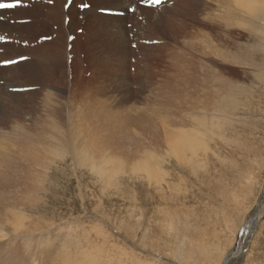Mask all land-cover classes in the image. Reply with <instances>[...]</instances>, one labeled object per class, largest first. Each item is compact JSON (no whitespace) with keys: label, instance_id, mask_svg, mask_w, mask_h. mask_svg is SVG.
I'll use <instances>...</instances> for the list:
<instances>
[{"label":"rangeland","instance_id":"rangeland-1","mask_svg":"<svg viewBox=\"0 0 264 264\" xmlns=\"http://www.w3.org/2000/svg\"><path fill=\"white\" fill-rule=\"evenodd\" d=\"M223 1L26 0L0 10V136L20 166L10 170L20 182L10 188L15 217L0 233L14 245L27 240V264H264V0L230 18ZM109 16L126 18L128 55ZM105 112L145 116L127 130L162 166V180L94 136ZM195 120L206 136L183 164L165 139L176 129L201 139ZM59 127L64 143L43 149L38 141ZM14 136L37 137L45 168ZM87 142L103 157L93 160Z\"/></svg>","mask_w":264,"mask_h":264},{"label":"bare ground","instance_id":"bare-ground-1","mask_svg":"<svg viewBox=\"0 0 264 264\" xmlns=\"http://www.w3.org/2000/svg\"><path fill=\"white\" fill-rule=\"evenodd\" d=\"M30 1V0H29ZM98 1V0H97ZM100 1V0H99ZM123 1V0H122ZM59 2V1H58ZM62 2H65V1H62ZM118 2V1H117ZM223 2L226 3V5L228 6V9L230 10L229 12V18L231 16H236L238 14V7L239 8H245L246 11L250 14L251 12V2L252 0H224ZM36 3V2H35ZM121 3V1H120ZM61 4V3H60ZM68 4V3H66ZM65 4V5H66ZM100 4V3H99ZM106 4V3H105ZM70 6V5H69ZM113 6V5H112ZM65 6H62L61 8H64ZM116 7V6H114ZM118 7V5H117ZM253 7V6H252ZM71 8V7H70ZM121 7H119L118 9H120ZM260 8V7H258ZM123 9V8H122ZM256 11V10H255ZM6 12V11H5ZM11 12V10H10ZM123 12V11H122ZM126 12V11H125ZM86 13V12H85ZM252 13V12H251ZM1 14V12H0ZM5 14V13H4ZM97 14V13H96ZM28 17V16H27ZM111 17V16H109ZM125 17V16H124ZM252 17V16H251ZM101 18V17H100ZM96 19V18H95ZM102 19V18H101ZM100 19V20H101ZM105 19V17H104ZM122 16H112L111 19L109 20V24L110 25H113L114 27L113 28H116L115 29V35L113 34L114 31H112L113 33L110 34L111 36L113 35L114 39L116 42H119L120 45L123 47L121 49H124V52L123 53H126L128 55V51L130 52L131 48H129V45L127 43V40H126V36L123 37V33L125 34V31L126 30V27H125V23H126V18L125 20H122ZM162 19V18H160ZM98 20V18L96 19ZM108 20V19H107ZM106 20V21H107ZM30 21V20H29ZM43 22V21H42ZM91 23V22H90ZM93 23V21H92ZM106 23V22H105ZM122 23V25H120ZM66 24V23H65ZM68 25V24H67ZM97 25V23H96ZM101 25V24H99ZM104 25V24H103ZM88 26V25H87ZM91 26V25H90ZM98 26V25H97ZM103 27V26H102ZM101 27V28H102ZM108 27V26H107ZM111 28V27H109ZM108 29V28H107ZM92 30V29H91ZM99 30V29H97ZM96 30V31H97ZM110 30V29H109ZM114 30V29H112ZM65 31V30H64ZM111 31V30H110ZM109 31V32H110ZM68 32V31H67ZM100 30L98 31V34H99ZM94 33V32H93ZM96 33V32H95ZM104 34V33H103ZM107 34V33H106ZM105 34V35H106ZM61 35V34H60ZM93 35V34H92ZM95 35V34H94ZM99 36V35H98ZM100 37V36H99ZM110 37V36H109ZM118 37H121L120 39ZM90 40V39H89ZM142 41L139 40V44H141ZM67 44V43H66ZM138 44V45H139ZM128 46V47H127ZM154 48V47H153ZM144 50V49H143ZM149 52V51H148ZM145 51V53H148ZM151 52V51H150ZM144 53V52H143ZM144 53V54H145ZM49 54V53H48ZM47 54V55H48ZM125 54V55H126ZM149 54V53H148ZM124 55V54H123ZM120 57V56H119ZM57 58V57H56ZM122 61L121 63L123 64V62L125 63L127 61V59H124L122 56ZM22 65V64H21ZM121 65V64H120ZM125 65V64H124ZM23 66V65H22ZM122 66V65H121ZM25 67V66H24ZM31 67V65H30ZM147 67V66H146ZM150 67V65H149ZM28 69V68H27ZM122 72H126L124 70V67L121 68ZM12 71V69H11ZM122 75V74H121ZM150 77V76H149ZM122 79V78H121ZM128 79V78H127ZM143 81V80H142ZM148 81V80H146ZM145 82V81H144ZM128 84V83H127ZM144 84V83H143ZM122 85V84H121ZM124 85V84H123ZM130 85V84H129ZM123 87V86H122ZM58 88V87H57ZM125 89V88H124ZM129 90V89H128ZM130 92V91H129ZM2 93V92H1ZM9 98V97H8ZM5 100V99H4ZM3 101V100H2ZM10 101V100H8ZM7 101V102H8ZM219 102V101H217ZM7 104V103H6ZM75 103L72 104L73 106V109H75ZM100 105V104H99ZM102 107V105H100ZM6 107V105H5ZM92 107V105L90 106ZM94 107V106H93ZM105 107V106H104ZM97 108V107H96ZM108 108V107H107ZM106 108V109H107ZM135 108V107H134ZM133 108V110H134ZM99 109V108H98ZM101 110V108H100ZM99 111V110H97ZM104 111V110H103ZM136 111V109H135ZM79 112V111H78ZM96 112V111H95ZM112 112V111H111ZM114 112V111H113ZM137 112V111H136ZM102 113V112H101ZM106 114H100L99 113V118H100V123L103 125L104 129H98L96 132V134L94 136H96L97 139L100 140V142H102L104 144V147L106 146L108 149H111L112 152H117L118 154L122 155L123 157H125V159L127 158L124 154V151L127 152V154L132 158V159H139L140 162L138 165H140L139 169L140 168H145L149 171V169H151V177L152 175L153 178H155V181L159 182L160 180H162L163 178V170L161 169L162 166H159L158 164L156 165L154 162H153V157L154 156H150L151 154H149L144 146H143V142H142V139L137 135L133 134V133H129V131L127 130L128 129V126L129 124L131 123H140V120L144 119V115L142 116V113H137L136 115L137 116H133L131 114H124V116L122 114H118L119 116H115L114 114H109V112H105ZM121 113V112H120ZM77 114L76 112H72L71 113V117L73 115ZM80 114V113H79ZM96 114V113H95ZM90 116H91V111L87 110L85 111V117L87 119H90ZM97 116V114H96ZM132 116V117H131ZM113 117H117L115 120L117 121H120V123L118 124L117 122V128L114 127V124L112 122H114V120L112 119ZM74 118V117H73ZM72 118V120H74ZM85 118V119H86ZM92 118V116H91ZM5 119L6 117H4V123H5ZM86 119V121H87ZM94 119V118H93ZM71 120V118H70ZM80 120V119H79ZM149 120V119H148ZM90 121V120H89ZM115 123V122H114ZM160 123V122H159ZM166 121H162V124L165 125ZM181 125L183 124V122H179ZM195 123L198 124V127L199 129L203 132V131H206V127H207V124L205 122H196L195 120ZM0 124H3V119L1 118L0 119ZM89 124V123H88ZM93 124V123H92ZM73 125L74 122H73ZM132 125V124H131ZM78 127V124L76 125ZM81 127V126H80ZM166 127V126H165ZM19 128V127H18ZM74 128V131H75V127L73 126ZM73 128L70 130L71 132L68 133V137H70L73 141L72 143L73 144H76L77 145V141H78V137H77V134L76 131L74 132L73 131ZM82 128V127H81ZM21 129L26 132V128H23L21 127ZM55 131L54 134H52L50 137H47V138H42L40 139L38 142L40 144H42L43 149L45 148L46 150H50V151H54V150H57L59 148V146L64 143V139H65V130L64 128L62 127H59V128H56L55 130H53V132ZM19 132V131H18ZM170 132V131H169ZM14 133V132H12ZM206 133V132H205ZM5 135V134H4ZM13 135V134H12ZM204 135V132L203 134H201L200 138L197 137V135H191L189 134V132L187 131H183V130H180V129H176L175 131L173 130L172 131V134L171 133H167V136H166V144L167 146L169 147V149H171L173 152H175V154L179 157V160L184 162L183 164H186L190 162L189 160V157L187 156L189 153L192 154V156H199L198 155V150L200 148L202 144V141L200 142L199 140H203V136ZM196 136V137H195ZM206 136V135H204ZM197 138V139H196ZM12 139V138H11ZM16 139V140H15ZM7 140V138H6ZM13 140L16 141L17 145H20L19 147H21L22 151H26V153L30 152L32 153L31 154V157L32 155H36L37 156L35 157L36 159V164L39 165L37 167H39V169H41V167L45 168V165L44 163H41L42 162V156H39V153L42 152V151H37L35 150L34 147H32L31 144H33L35 141H37V137L33 140H30V139H23L21 140L19 137L15 138V136L13 137ZM84 140V139H83ZM9 141V139H8ZM151 142V141H150ZM12 143V142H11ZM204 143V142H203ZM6 144V141L5 139L3 138V136L1 137L0 136V228L2 229L3 228V231L7 230V228H10L11 227V217H15L13 216V214L15 213L14 212V205L18 204V200L19 198L15 199V194L11 189H13L14 186H16L17 184L19 185V180L16 179V177H13L10 173V170H14L15 169H18L20 166H18L17 164V159H12L11 158V149H10V146H8V148L5 146ZM30 145V146H29ZM34 145V144H33ZM47 145L51 146V147H48ZM28 146L29 149H26ZM105 147V148H106ZM13 148V147H12ZM84 148L88 149L87 151H90L91 153V158H93V160H96L97 157H103L102 155H100V153H98L97 150L94 149L93 146H91L90 143H86L84 145ZM18 149V148H17ZM90 149V150H89ZM106 149V150H108ZM134 149V150H132ZM202 149V148H201ZM14 150V149H13ZM42 150V149H41ZM45 150V152H47ZM104 150V149H103ZM102 150V151H103ZM11 152V153H10ZM55 152V151H54ZM107 152V151H106ZM104 152V153H106ZM110 152V150H109ZM111 152V154L113 155L114 157V154ZM108 153V152H107ZM106 153V155H107ZM47 154V153H46ZM109 154V153H108ZM110 154V155H111ZM17 155V154H16ZM27 155V154H26ZM29 155H27V157L29 158ZM33 155V156H34ZM43 155V154H41ZM108 155V156H110ZM119 155V156H120ZM22 156V155H21ZM118 156V158H120ZM106 157V156H105ZM117 157V156H116ZM151 157V158H150ZM188 157V158H187ZM22 158V157H21ZM26 158V157H25ZM27 158V159H28ZM43 158H47L45 155L43 156ZM89 158V159H91ZM192 158V157H191ZM194 158V157H193ZM192 158V159H193ZM19 159V158H18ZM30 159V158H29ZM44 159V161H45ZM117 159V158H115ZM136 159V160H137ZM198 159V158H197ZM33 160V159H31ZM122 160V159H121ZM128 160V158H127ZM30 161V160H29ZM34 161V160H33ZM120 160L117 159V162H119ZM129 161V160H128ZM20 162V161H19ZM114 162V160H113ZM113 162L112 163V166H113ZM126 162V161H125ZM193 162V160H192ZM40 163V164H38ZM96 163V161H95ZM158 163H161V161H159ZM179 163V161H178ZM177 163V164H178ZM20 164V163H19ZM22 166L24 163H21ZM34 164V162H33ZM182 164V165H183ZM97 165V164H96ZM118 164L115 165L118 166ZM121 165V164H120ZM179 165V164H178ZM178 165H176L177 167H179ZM21 166V168H22ZM98 167H101V164L100 166L97 165ZM17 167V168H16ZM106 167V166H105ZM108 167V165H107ZM106 167V168H107ZM6 168V170L4 169ZM122 168V167H121ZM143 168V170L147 173L148 171L145 170ZM25 169V167H24ZM100 169V168H99ZM116 169V168H115ZM101 171L103 170V168L100 169ZM11 171V172H12ZM107 170L105 169V172ZM149 172V174H150ZM144 173V172H143ZM153 173V174H152ZM148 174V173H147ZM148 174V175H149ZM15 175V174H13ZM113 180V179H112ZM111 183V182H110ZM263 183V182H262ZM12 215V216H11ZM243 223V222H242ZM241 224V223H240ZM14 229L15 230H18L19 229V225L18 222L14 224ZM233 226V225H232ZM238 227V226H237ZM263 228V227H262ZM4 235V232L3 233H0V264H27L29 263V259H26L29 255V253H25V250H26V246L22 245L24 244V242H26L27 240L25 239H18L19 242L17 243V245H14L12 242H15V239L14 241H12V239H10L11 241H8L6 242V238L2 237ZM16 237H20L18 235H15ZM35 239V240H34ZM33 241H35V243L37 244L39 240H36V238H33ZM182 241V240H181ZM23 242V243H22ZM27 243V242H26ZM27 245V244H26ZM28 247H30L29 245H27ZM45 249V248H44ZM44 249H37V250H33V252H39L40 255H45L48 253L46 251H44ZM176 251V250H175ZM27 252V251H26ZM27 254V255H26ZM53 256V254H52ZM178 256V255H177ZM24 257V260L26 259V261L24 260H21V258ZM62 257V255H61ZM53 259V258H52ZM61 259V258H60ZM220 260V259H219ZM95 262V261H94ZM52 263V260L51 262L49 260H47V264H50ZM92 264V262H91Z\"/></svg>","mask_w":264,"mask_h":264},{"label":"snow or ice","instance_id":"snow-or-ice-1","mask_svg":"<svg viewBox=\"0 0 264 264\" xmlns=\"http://www.w3.org/2000/svg\"><path fill=\"white\" fill-rule=\"evenodd\" d=\"M167 0H155L156 4H162V3H166ZM20 3V0H16V3H12V4H0V8H10V7H16L17 4ZM202 3V0H191V4L194 6H198ZM178 6V0H173V7H177ZM83 7H88V5H83ZM163 23V21H162ZM50 39V37H48ZM12 61H6L5 63H10ZM224 71L230 74H234V75H239V70L235 69V68H230L225 66L224 67Z\"/></svg>","mask_w":264,"mask_h":264},{"label":"water","instance_id":"water-1","mask_svg":"<svg viewBox=\"0 0 264 264\" xmlns=\"http://www.w3.org/2000/svg\"><path fill=\"white\" fill-rule=\"evenodd\" d=\"M228 260H229V257H227V259H226L224 264H228Z\"/></svg>","mask_w":264,"mask_h":264}]
</instances>
